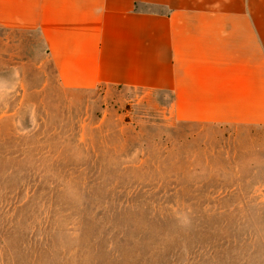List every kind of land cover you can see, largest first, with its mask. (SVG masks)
Listing matches in <instances>:
<instances>
[{
	"label": "rangeland",
	"instance_id": "1",
	"mask_svg": "<svg viewBox=\"0 0 264 264\" xmlns=\"http://www.w3.org/2000/svg\"><path fill=\"white\" fill-rule=\"evenodd\" d=\"M44 55L0 33V264H264V128L68 91Z\"/></svg>",
	"mask_w": 264,
	"mask_h": 264
},
{
	"label": "crops",
	"instance_id": "2",
	"mask_svg": "<svg viewBox=\"0 0 264 264\" xmlns=\"http://www.w3.org/2000/svg\"><path fill=\"white\" fill-rule=\"evenodd\" d=\"M1 32L38 35L68 91H163L177 122L264 128V0H0Z\"/></svg>",
	"mask_w": 264,
	"mask_h": 264
},
{
	"label": "trees",
	"instance_id": "3",
	"mask_svg": "<svg viewBox=\"0 0 264 264\" xmlns=\"http://www.w3.org/2000/svg\"><path fill=\"white\" fill-rule=\"evenodd\" d=\"M138 6V5H137ZM47 52H45V55H46ZM47 60V59H46ZM208 185H205L203 188H207ZM212 190H217V191H224V190H227L228 192H231L233 191L234 188L232 187H228V186H218L217 188H215V185H211L209 186Z\"/></svg>",
	"mask_w": 264,
	"mask_h": 264
}]
</instances>
